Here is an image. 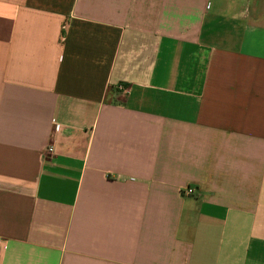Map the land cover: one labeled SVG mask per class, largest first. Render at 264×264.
Listing matches in <instances>:
<instances>
[{"label":"crops","instance_id":"obj_1","mask_svg":"<svg viewBox=\"0 0 264 264\" xmlns=\"http://www.w3.org/2000/svg\"><path fill=\"white\" fill-rule=\"evenodd\" d=\"M0 264H264V0H0Z\"/></svg>","mask_w":264,"mask_h":264},{"label":"built area","instance_id":"obj_2","mask_svg":"<svg viewBox=\"0 0 264 264\" xmlns=\"http://www.w3.org/2000/svg\"><path fill=\"white\" fill-rule=\"evenodd\" d=\"M48 151L50 152L51 148H48ZM179 193H180L181 196H189V195H192L193 190L191 188H189V187L182 188Z\"/></svg>","mask_w":264,"mask_h":264}]
</instances>
